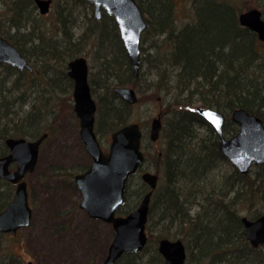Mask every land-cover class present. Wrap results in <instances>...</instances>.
Returning <instances> with one entry per match:
<instances>
[{
	"label": "trees",
	"instance_id": "obj_1",
	"mask_svg": "<svg viewBox=\"0 0 264 264\" xmlns=\"http://www.w3.org/2000/svg\"><path fill=\"white\" fill-rule=\"evenodd\" d=\"M6 1L8 5L4 2V6L10 15L8 26H0V35L13 42L26 57L28 51L22 42L33 43L35 51L39 48V60L64 59L67 64L80 55L78 44L95 40L102 53L106 79L99 98L95 97L94 83L90 81L98 105L96 132L100 137L129 123L132 105L119 97L113 87L130 85L143 92V71L139 75L134 73L112 16L104 14L101 21L94 19L76 41L69 35L65 42H59L53 39L54 34L33 32L35 0ZM78 1L92 6L87 0ZM136 1L148 22L142 35L141 67L148 56L152 57L149 64L154 71L149 75V86L163 100L169 98L160 135L163 147L156 154V167L163 171L165 182L153 194L148 244L140 253L124 254L117 264H164L157 250L159 239L178 238L182 234L186 235L182 237L184 242L189 240V244L185 242L190 249L187 261L264 264L263 247L254 248L247 241L240 214L243 206L250 208L251 218L264 214V164L247 175L233 166L230 173H220V164L228 160L219 148L215 129L197 111L200 102L201 106L228 114L244 108L264 120V43L254 31L240 24L238 16L244 9L228 0H192L194 16L183 24L178 22L176 0ZM29 28L32 29L21 40L19 31ZM146 40H155L153 54L144 47ZM37 71L35 66L31 72L0 64V156L8 152V137L38 138L52 133V124H47L51 109L46 112L36 102L26 104L27 92L34 90L36 98L43 91L65 89L66 81L70 85L73 82L67 73L61 71L60 75L51 67L39 76ZM237 131V124L231 120L224 126L226 135ZM130 182L120 214L137 207L128 205ZM2 184L9 183L0 180V211L13 198L11 184L6 189ZM147 191L148 185L143 184L139 194L143 196ZM156 225L161 227L159 235L153 232Z\"/></svg>",
	"mask_w": 264,
	"mask_h": 264
},
{
	"label": "water",
	"instance_id": "obj_2",
	"mask_svg": "<svg viewBox=\"0 0 264 264\" xmlns=\"http://www.w3.org/2000/svg\"><path fill=\"white\" fill-rule=\"evenodd\" d=\"M94 6V15L100 20L104 12L115 19L120 38L131 62L134 73L141 67L142 35L148 26L145 14L136 0H88ZM53 0H35L41 14H47ZM242 26L254 31L264 42V18L260 8L242 11L238 16ZM0 64L18 70L33 71L34 66L19 48L0 35ZM68 76L73 80L74 110L80 122L81 140L92 158L90 167L75 176L82 193L79 204L94 219L103 220L113 226L114 235L108 253L101 264H117L126 253H139L148 243L147 222L151 201L159 182V173L144 171L142 180L150 190L141 198L139 205L126 215H118L125 204L126 188L130 177L138 172L145 161L141 148L142 129L138 122H130L111 134L109 151L106 153L95 129L97 102L89 83V63L80 55L68 62ZM113 91L126 102L134 105L139 97L137 90L128 85L115 86ZM197 111L213 126L219 136V148L241 174H248L256 165L264 164V120L244 108L232 111L230 119L238 125L231 137L224 133L227 119L225 113L212 107L200 106ZM160 114L151 122L150 139L157 141L162 130ZM48 133L36 139L8 137L5 143L8 153L0 156V179L16 185V193L8 206L0 212V232L16 234L19 229L29 227L33 209L29 202L27 173L35 170L40 147ZM15 165L14 168H11ZM244 235L250 245H264V214L255 218H241ZM157 249L164 264H185L188 256L182 239L161 238Z\"/></svg>",
	"mask_w": 264,
	"mask_h": 264
},
{
	"label": "rangeland",
	"instance_id": "obj_3",
	"mask_svg": "<svg viewBox=\"0 0 264 264\" xmlns=\"http://www.w3.org/2000/svg\"><path fill=\"white\" fill-rule=\"evenodd\" d=\"M228 1L244 10L258 7L264 13V0ZM4 2L7 6L6 0H0V26L6 28L10 12L4 6ZM175 3L178 6V22L183 24L190 21L194 16L192 0H176ZM93 10V5L87 6L78 0H54L50 12L46 15H41L37 7L33 17L35 24L33 32L50 33L52 36L54 34L53 39L59 42L67 40V37L71 35V39L76 41L96 19ZM101 20L102 18L98 21ZM30 29L32 28L19 31L18 36L21 37V40L26 38ZM154 41L146 40L143 43L148 53L153 54L155 52ZM22 43L25 50L28 51V59L38 69L37 76L50 67L60 75L62 74L61 71L67 73L68 63L64 64V59L54 60L45 57V59L39 60L37 59L39 48H36L35 51V49L33 50V43ZM97 45L95 40L88 39V41H82L76 48H79L80 55H84L88 59L89 79L94 83L95 97L99 98L104 92L102 82L106 79L103 73L104 68L101 66L100 54L102 53ZM148 57L153 60L152 57ZM149 59L140 68L139 74L143 71L142 85L145 88L143 92L136 89L139 100L132 105L128 122L140 123L142 131L145 133L143 150L148 158L143 169L158 171L160 185L165 182V179L163 171L158 170L156 167V154L163 147V141L159 139L152 142L148 134L151 122L158 116L159 112H162V123L165 124L164 114L166 112L164 108L169 98L163 100L160 94L155 92L151 85L149 86L152 80L149 79V75L154 71L152 64H149ZM66 82L65 89L57 88L53 92L43 91L42 96L36 97L38 99L35 98L34 90L26 91V104L27 102H36L46 112L51 109L50 113L47 114V124H52V133L41 145L37 168L26 176L30 204L33 208L32 224L30 227L21 229L14 236L0 233V264H101L112 242L113 226L103 220L91 218L86 210L79 206L82 194L75 184L74 175L87 168L91 163V157L80 137L79 119L74 111L73 84L70 85L68 81ZM26 104L23 107L24 109L27 108ZM198 105L201 106L202 104L199 102ZM224 113L227 116L226 125L231 120L232 112L230 114ZM201 131L205 133V127H202ZM232 135L226 136L231 137ZM100 139L103 147L108 151L111 134H100ZM227 160L229 163L223 162L220 164V173H230L231 167H234L229 159ZM255 167L256 165L250 169L249 173ZM216 172H218V169ZM143 184L146 183H144L140 174L131 178L128 188V205H139L142 198L139 190L143 187ZM8 185L2 184L5 189L8 188ZM10 188L13 196L15 189L12 185ZM249 211L248 206H243L240 212L241 217L248 216ZM160 229L161 227L156 225L153 231L154 234L159 235ZM182 237H186V235H178V238L171 239L183 240ZM186 240L189 244V240ZM261 247L264 250V246ZM188 253H190V249ZM186 264L196 263L190 260Z\"/></svg>",
	"mask_w": 264,
	"mask_h": 264
},
{
	"label": "flooded vegetation",
	"instance_id": "obj_4",
	"mask_svg": "<svg viewBox=\"0 0 264 264\" xmlns=\"http://www.w3.org/2000/svg\"><path fill=\"white\" fill-rule=\"evenodd\" d=\"M54 1V0H53ZM78 56H80V55H78ZM84 56V55H83ZM77 57V56H76ZM75 58V57H74ZM73 59V58H72ZM88 60V59H87ZM70 61V60H69ZM68 61V62H69ZM67 67H68V65H67ZM68 70V69H67ZM90 70V69H89ZM68 75V74H67ZM69 77V76H68ZM70 78V77H69ZM71 79V78H70ZM72 80V79H71ZM72 82H73V80H72ZM89 83H90V79H89ZM73 85H74V83H73ZM90 86H91V84H90ZM91 91H92V87H91ZM92 95H93V93H92ZM93 97H94V95H93ZM94 99L96 100V98L94 97ZM73 101H74V99H73ZM97 102V101H96ZM97 110H98V105H97ZM75 111V110H74ZM159 114H160V116H161V119H162V112H159ZM158 114V115H159ZM77 116V115H76ZM78 117V116H77ZM79 119V118H78ZM96 121H97V112H96ZM79 124H80V122H79ZM95 125H96V122H95ZM150 128H151V125H150ZM149 132H150V129H149ZM144 136H145V133L142 131V139H141V148H142V151H143V153L145 154V152H144V150H143V141H144ZM81 137V136H80ZM148 137H149V134H148ZM98 138H99V141H100V143L102 144V142H101V139H100V137L98 136ZM150 139V138H149ZM151 140V139H150ZM152 142H154V141H152ZM103 146V145H102ZM104 148V147H103ZM105 149V148H104ZM106 151V150H105ZM107 152V151H106ZM146 155V154H145ZM88 168V167H87ZM86 168V169H87ZM85 169V170H86ZM84 170V171H85ZM141 170H145V169H143V167H142V169ZM81 172H83V171H81ZM80 172V173H81ZM76 175V174H75ZM75 175H74V181H75ZM6 181V180H5ZM6 182H8L9 184H11L9 181H6ZM75 184H76V182H75ZM13 187H14V189H15V192H16V186L15 185H13V184H11ZM76 186H77V184H76ZM29 187V186H28ZM78 187V186H77ZM79 189V188H78ZM80 190V189H79ZM30 194V193H29ZM82 194V193H81ZM19 232V231H18ZM3 234H11V233H3ZM18 234V233H17ZM11 235H13V234H11ZM14 236V235H13Z\"/></svg>",
	"mask_w": 264,
	"mask_h": 264
}]
</instances>
